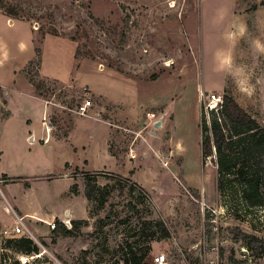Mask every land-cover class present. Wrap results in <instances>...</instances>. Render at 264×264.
Listing matches in <instances>:
<instances>
[{"label": "rangeland", "instance_id": "374dc122", "mask_svg": "<svg viewBox=\"0 0 264 264\" xmlns=\"http://www.w3.org/2000/svg\"><path fill=\"white\" fill-rule=\"evenodd\" d=\"M26 80L52 112L2 88L26 92ZM0 86V122L11 114L0 126L9 152L0 171L31 184L0 180V264L19 263L23 254L7 242L21 238L38 249L30 264H154L159 255L166 264H264V208H247L228 187L218 193L199 129L200 91L231 96L264 126V0H0ZM87 86L139 119L121 123L132 127L113 146L125 175L88 171L85 160L113 164L71 148L104 135L102 124L72 114ZM43 135L60 141L42 146ZM16 216L23 232L5 234ZM59 225L72 235L54 234Z\"/></svg>", "mask_w": 264, "mask_h": 264}, {"label": "trees", "instance_id": "16d2710c", "mask_svg": "<svg viewBox=\"0 0 264 264\" xmlns=\"http://www.w3.org/2000/svg\"><path fill=\"white\" fill-rule=\"evenodd\" d=\"M6 14L10 18L16 17L12 11H6ZM199 129L201 160L210 158L216 166L218 193L222 196L228 187L238 193L247 208H264L261 190L264 185V126L226 94L215 109L205 111L201 107ZM86 199H91L90 192ZM54 234L70 236L72 231L59 225ZM7 244H13L16 252L23 255L38 252L30 239H15ZM140 260L133 257L125 260V264H140Z\"/></svg>", "mask_w": 264, "mask_h": 264}, {"label": "crops", "instance_id": "0c3cea01", "mask_svg": "<svg viewBox=\"0 0 264 264\" xmlns=\"http://www.w3.org/2000/svg\"><path fill=\"white\" fill-rule=\"evenodd\" d=\"M74 59H76V58L74 57ZM28 61L24 62L22 64L23 67L28 64ZM76 63H78L79 66H81V64L92 63V62H88V60H85V59H81V60L76 59ZM97 70L102 72L105 69L102 70V69H99V67H97ZM106 70H108L112 75H117V76L120 75L118 72H115V71H113L111 69H106ZM39 72H40L39 78L41 80H44V81L50 80V78H48L47 75L44 74V72L42 70V67H40V71ZM128 80H130V79H128ZM26 82H27V86H28V89H27L28 91H26V92L17 91L16 88L14 87V85H12V86L10 85V86H7V87H2V86H0V87L5 89V91L7 92L8 96L9 95L11 96V93L12 94H16V95L18 94L19 96H21L23 98H27L28 97L30 99V101H35V102H37L39 104L42 103L43 112L45 111L46 115L49 112H52V111H50L49 108L50 107H54V105L50 104L48 106V103L46 104L45 100H43L41 98H38V96H36L34 94L33 86L27 80H26ZM87 87H84L83 89H87L88 90V94L91 97L92 104H93V109L91 111V115L87 119H91L94 122H96L97 124H102L104 126V128H105L104 135L102 136V139L99 142L94 141V143H91V142L81 143L83 141H79L80 142L79 144L78 143L77 144H72L71 148H72L73 152H75V153L89 152L90 150H92V154H95V155L99 156L100 157L99 159H103L105 161L109 160L113 164L112 166H106V165H104L102 163L101 166L88 167L89 162H88V160H85L83 162V166L88 171H105V172L113 171V172L119 173L120 175H125L127 172H125L123 170L122 166H120V168H118L119 165L117 164L118 163V161L116 159L117 157L114 156V154H113V146H115V145L120 146L119 143H117V140L119 139L118 137L122 133L120 131H122L124 129H129L130 127H132L131 125L124 126V124H121V123L124 122L125 124H127L126 122L131 121L132 124H135L136 122L139 121V119H137V117L134 116V118H131V119L128 120L126 115L121 112V109L119 108L120 106L117 105L118 103L115 102V101H111L109 98H107L106 94H104L102 92L103 88H101L100 86H97L96 89L95 88H90L89 86H87ZM67 91H69V90H67ZM158 106L159 105L155 106V108H157ZM59 113H60L61 116L65 115L63 113V111L59 112ZM93 113H97V117H93L92 116ZM72 114H75V113H72ZM84 118H86V117H84ZM10 119H11V114H10V116L8 118H6L2 122H0V126L1 125L7 126L8 124H10L11 123V122H9ZM21 120H22L21 121L22 122V126H23V123L27 124L25 126H28L29 123H31V120L29 119L28 115L27 116L24 115ZM25 126H23V127H25ZM9 128H11L10 131L12 132V135H14L15 134L14 128L11 125H10ZM69 133H70V129L68 128L66 137L63 138V140H61V141H66L67 138H69ZM15 135H17V134H15ZM15 135H14L13 141H16ZM34 139H35V137L32 134L31 135L29 134V135L25 136V141L28 140L29 143H34ZM43 139H44V135H43ZM59 141L60 140H54V141H52V140L49 141L48 140V142L44 143L42 146L48 145L51 142H59ZM135 141H134V143H135ZM16 142L13 144V148L10 149V151L16 152L18 150V144ZM35 142H36V140H35ZM5 152L9 154L8 150L5 147H3V145L0 142V160H1V156H3V154ZM124 163H125V161H124ZM3 176H5L6 178H3ZM0 180H2L4 182L3 184L6 185V186H11V184H6V183H8L10 181L22 180L23 181V189L24 190H29L31 188V184L30 183L26 184L27 178H24V177H11V176H8L5 173H2L1 171H0ZM4 198H7L9 200H12V201L16 202V196H15L14 193L13 194L12 193L11 194H9V193L7 194L6 193ZM16 204H17V202H16ZM75 210H76V206H74L72 209H70V214H72L73 212L76 213L77 211H75ZM27 212L28 211L22 210L21 213L23 214V216H25ZM17 218L23 220V218L16 216V219Z\"/></svg>", "mask_w": 264, "mask_h": 264}, {"label": "built area", "instance_id": "2783aa9c", "mask_svg": "<svg viewBox=\"0 0 264 264\" xmlns=\"http://www.w3.org/2000/svg\"><path fill=\"white\" fill-rule=\"evenodd\" d=\"M84 95L88 96L87 98H85L83 100V102H81L79 105H77L76 110H75V114L81 116V117H90L91 115V111L93 109V104H92V100L91 97L88 94V90L87 89H83ZM199 98L200 101L203 103L204 105V109L205 111L208 110H212L215 109L220 103H221V99L218 95L215 94H211V95H204L201 91L199 92ZM93 117H97V113H93L92 114ZM147 118L155 123L157 119H155V116L153 114H146ZM45 120V118H44ZM47 131V133L49 132V129H45ZM48 142V138L46 137L45 139H43V143H47ZM6 212L9 211V208L5 209ZM63 224L66 226V228H68L69 226V221H64ZM53 228V227H52ZM24 226L22 223V219L17 218L16 219V226L10 231H6L5 234H20L21 232H23ZM69 229V228H68ZM35 258H37L36 253H32L29 255H22L18 258V264H30V261L35 260ZM154 264H166L165 262V257L163 255H159L156 256L154 258Z\"/></svg>", "mask_w": 264, "mask_h": 264}, {"label": "water", "instance_id": "95a60500", "mask_svg": "<svg viewBox=\"0 0 264 264\" xmlns=\"http://www.w3.org/2000/svg\"><path fill=\"white\" fill-rule=\"evenodd\" d=\"M162 120H158L154 123L155 127L161 126Z\"/></svg>", "mask_w": 264, "mask_h": 264}]
</instances>
